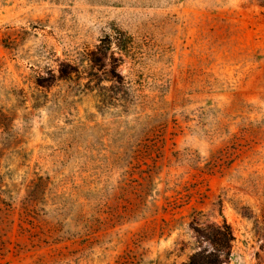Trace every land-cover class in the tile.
Returning <instances> with one entry per match:
<instances>
[{"label": "rangeland", "instance_id": "rangeland-1", "mask_svg": "<svg viewBox=\"0 0 264 264\" xmlns=\"http://www.w3.org/2000/svg\"><path fill=\"white\" fill-rule=\"evenodd\" d=\"M155 145L202 197L141 219ZM193 208L264 264V0H0V264H181Z\"/></svg>", "mask_w": 264, "mask_h": 264}, {"label": "trees", "instance_id": "trees-1", "mask_svg": "<svg viewBox=\"0 0 264 264\" xmlns=\"http://www.w3.org/2000/svg\"><path fill=\"white\" fill-rule=\"evenodd\" d=\"M161 152H163V147L155 145L146 148L145 151H141L139 154L132 152L128 156L130 162H135L139 166L138 174L141 180L139 181L137 192L139 193L140 205L137 212L141 219H146L147 215L153 218L159 214L167 213H171L174 216L175 212L181 213L183 208L190 205L194 198L201 199L202 197V190L197 184L181 185L175 183L172 189L166 184L163 191H156L157 184H155V179L160 176L162 169V167L158 166ZM155 154H158V157H154ZM130 162L128 164H132ZM192 163L194 168L199 169L197 162ZM212 166L213 164L210 163L209 172H211ZM128 173L126 172L125 175ZM124 179L126 182L128 181L127 178ZM178 188H182V190H178ZM169 191L175 192V195L166 196ZM150 194H153L154 198L151 202V207H148L147 199ZM158 198H162L165 202L161 207L157 204ZM220 216L222 218L221 222L216 220L210 222V217L203 211L193 208L188 215L182 216L180 219L172 218L169 221L162 219L160 236L171 235L177 229L188 231L192 235L194 242L186 243L180 241L177 244L181 245L180 253L191 252L187 261L181 264H229L234 236L222 213H220ZM203 245H209L210 250L204 249Z\"/></svg>", "mask_w": 264, "mask_h": 264}]
</instances>
